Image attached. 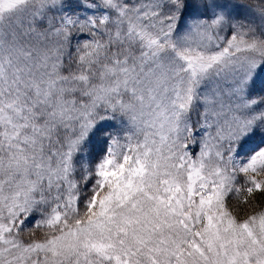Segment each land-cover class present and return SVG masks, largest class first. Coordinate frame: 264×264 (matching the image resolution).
<instances>
[{"label": "snow or ice", "instance_id": "snow-or-ice-1", "mask_svg": "<svg viewBox=\"0 0 264 264\" xmlns=\"http://www.w3.org/2000/svg\"><path fill=\"white\" fill-rule=\"evenodd\" d=\"M262 73L264 0H0V264H264Z\"/></svg>", "mask_w": 264, "mask_h": 264}, {"label": "rangeland", "instance_id": "rangeland-1", "mask_svg": "<svg viewBox=\"0 0 264 264\" xmlns=\"http://www.w3.org/2000/svg\"><path fill=\"white\" fill-rule=\"evenodd\" d=\"M81 40H83L84 39V37L83 36H80L79 37ZM72 44H73V50H74V47H75V44H76V40L75 39H73V41H72ZM262 75H264V73H262ZM142 138V137H141ZM262 142H264V138H260V137H256V138H254L251 142H250V147H256L258 144H260V143H262ZM190 151H193V153H195V151H198V149H196V148H192V149H190Z\"/></svg>", "mask_w": 264, "mask_h": 264}, {"label": "trees", "instance_id": "trees-1", "mask_svg": "<svg viewBox=\"0 0 264 264\" xmlns=\"http://www.w3.org/2000/svg\"><path fill=\"white\" fill-rule=\"evenodd\" d=\"M253 203L259 207H264V195L257 194L253 200Z\"/></svg>", "mask_w": 264, "mask_h": 264}]
</instances>
